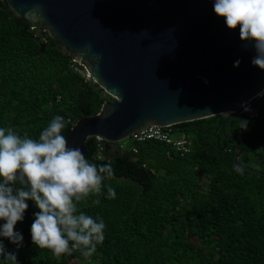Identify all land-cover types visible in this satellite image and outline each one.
Instances as JSON below:
<instances>
[{
  "label": "trees",
  "instance_id": "obj_1",
  "mask_svg": "<svg viewBox=\"0 0 264 264\" xmlns=\"http://www.w3.org/2000/svg\"><path fill=\"white\" fill-rule=\"evenodd\" d=\"M44 37L40 28L17 22L0 2V127L38 139L60 115L67 138L78 121L97 115L111 99ZM250 110L234 117L225 132L243 138L239 163L264 173V105ZM226 117L173 126L188 141L186 155L152 141L128 140L125 146L87 141L89 162H111L115 169L113 178L102 181L100 194L77 204L78 213L100 217L106 225L105 240L91 256L72 249L57 257L34 245L30 227L38 208L32 201L14 227L23 246L17 251L7 238L0 240L17 251L19 264H264V176L236 167L238 140L220 131ZM109 186L114 199L107 196Z\"/></svg>",
  "mask_w": 264,
  "mask_h": 264
},
{
  "label": "water",
  "instance_id": "obj_2",
  "mask_svg": "<svg viewBox=\"0 0 264 264\" xmlns=\"http://www.w3.org/2000/svg\"><path fill=\"white\" fill-rule=\"evenodd\" d=\"M0 2L17 22L40 28L44 41L72 57L111 99L72 127L68 146L85 155L91 138L116 145L152 126L226 115L220 131L238 140L236 167L264 176L239 163L243 138L225 132L247 112L242 103L264 105V70L251 64V44L240 41L239 27L229 30L215 15L212 0Z\"/></svg>",
  "mask_w": 264,
  "mask_h": 264
},
{
  "label": "clouds",
  "instance_id": "obj_3",
  "mask_svg": "<svg viewBox=\"0 0 264 264\" xmlns=\"http://www.w3.org/2000/svg\"><path fill=\"white\" fill-rule=\"evenodd\" d=\"M212 4L229 30L239 27L240 41L250 43L255 53L251 64L264 70V0H212ZM239 63L237 60L234 67ZM240 107L250 111L246 103ZM66 124L63 116H55L38 139L0 127V237L7 238L17 251L23 246V236L14 227L24 219L29 207L26 201L38 208L30 227L32 243L50 249L57 257L72 249L91 256L105 240L104 221L78 213L77 204L90 193L100 194L102 181L113 178L115 169L111 162L91 163L79 147L68 146L62 134ZM247 125L242 119L241 127L246 130ZM107 196L116 197L113 187L107 188ZM92 203L98 205L100 200ZM69 242H73L71 248ZM17 251H8L0 240L4 264H19Z\"/></svg>",
  "mask_w": 264,
  "mask_h": 264
},
{
  "label": "built area",
  "instance_id": "obj_4",
  "mask_svg": "<svg viewBox=\"0 0 264 264\" xmlns=\"http://www.w3.org/2000/svg\"><path fill=\"white\" fill-rule=\"evenodd\" d=\"M87 77L90 78L88 75ZM174 134L180 133H176L172 127L152 126L135 133L133 136H131L130 140L137 143L149 141L163 143L171 146L173 149L183 155L188 154L190 152V147L186 137L183 134H180L182 135V139L174 140ZM95 139L97 142H103L101 138L96 137ZM123 146H125V144H123Z\"/></svg>",
  "mask_w": 264,
  "mask_h": 264
},
{
  "label": "rangeland",
  "instance_id": "obj_5",
  "mask_svg": "<svg viewBox=\"0 0 264 264\" xmlns=\"http://www.w3.org/2000/svg\"><path fill=\"white\" fill-rule=\"evenodd\" d=\"M86 77H87V75H86ZM88 78V77H87ZM247 112H249L250 114H252V111L250 110V111H247ZM173 139L174 140H178V139H182V135H180V134H174L173 135ZM128 140H130V139H128ZM128 140H126V141H128ZM122 144H125V145H127V143H122ZM89 260L87 259L86 260V262H88Z\"/></svg>",
  "mask_w": 264,
  "mask_h": 264
}]
</instances>
